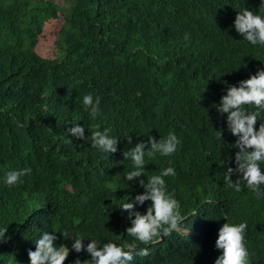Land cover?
I'll use <instances>...</instances> for the list:
<instances>
[{
  "label": "trees",
  "instance_id": "1",
  "mask_svg": "<svg viewBox=\"0 0 264 264\" xmlns=\"http://www.w3.org/2000/svg\"><path fill=\"white\" fill-rule=\"evenodd\" d=\"M260 4L70 0L62 7L54 0H0V175L10 166L32 169L22 184L0 180V226L8 225L0 264H30L29 248L44 228L69 227L101 242L131 239L128 210L118 205L144 189L139 178L132 187L123 179L131 167L123 136L135 143L169 129L181 137L178 151L150 161L141 175L175 166L178 174L166 179L182 205L181 225L138 244L151 251L135 264H214L228 219L248 221L247 264H264V199L246 184L242 191L228 184L220 161L231 155L234 166L239 148L217 107L230 83L264 67V48L244 41L234 25L239 7ZM61 16L54 57H43L39 36ZM87 90L102 97L95 119L82 106ZM76 120L110 126L122 137L118 150L103 158L91 140L69 131ZM221 128L223 140L216 136ZM148 203L137 208L146 211ZM72 239L61 234L57 242L71 246ZM77 256L90 253L72 250L65 264Z\"/></svg>",
  "mask_w": 264,
  "mask_h": 264
},
{
  "label": "clouds",
  "instance_id": "2",
  "mask_svg": "<svg viewBox=\"0 0 264 264\" xmlns=\"http://www.w3.org/2000/svg\"><path fill=\"white\" fill-rule=\"evenodd\" d=\"M234 25L242 38L252 45L264 48V0L258 10L249 7H239ZM184 39L191 40V33L185 32ZM240 67V66H239ZM238 67V68H239ZM227 83V82H226ZM82 106L92 119L103 113L102 97L92 90L83 92ZM220 113L227 114L228 129L237 136L234 146L235 165L231 155L220 161L226 166L225 178L235 191H242L245 187L252 190L258 200L264 199V67L252 72L249 77L242 78L238 83H230L217 103ZM260 120L257 127V121ZM86 129H91L88 135ZM76 136L91 140L92 146L99 150L103 158H107L118 150L122 137L113 134L110 126L101 127L98 123L89 124L79 120L73 121L69 129ZM223 128L216 132L219 140H223ZM127 136L128 144L124 150V157L131 161V167L124 169L123 179L128 187H132L137 178L144 189L133 198L123 200L118 207L128 210L131 219L126 232L131 239L119 241L100 239L83 233H74L69 227L57 230L56 227L44 228L35 235V245L29 248L30 264H65L72 250L90 253L89 259L77 256L69 264H135V257L148 256L151 249L147 246L155 243L162 235H168L180 227L182 221L181 202L175 195V190L169 188L167 177H175L178 173L174 165H161L159 170L147 174L145 179L141 174L147 173L145 167L150 161H157L159 156L171 157L178 151L181 137L174 129L157 138L150 135L147 139L133 143L132 136ZM30 167H9L0 175L7 186L13 187L24 183ZM236 174V178L233 175ZM129 181L132 184H129ZM70 191L72 189H69ZM150 201L146 211L137 208V203L144 205ZM248 221L227 220L219 228L216 247L222 249L214 264H247L249 250L246 242ZM8 231V225L0 226V239ZM63 234L65 239L72 237L71 246L66 242H57V237ZM86 237H92L85 242Z\"/></svg>",
  "mask_w": 264,
  "mask_h": 264
},
{
  "label": "rangeland",
  "instance_id": "3",
  "mask_svg": "<svg viewBox=\"0 0 264 264\" xmlns=\"http://www.w3.org/2000/svg\"><path fill=\"white\" fill-rule=\"evenodd\" d=\"M60 6L67 7L70 0H54ZM63 18H55L48 21L45 26L43 32L39 36V40L37 43V51L43 57H54L55 47H56V38L58 36V32L62 26Z\"/></svg>",
  "mask_w": 264,
  "mask_h": 264
}]
</instances>
